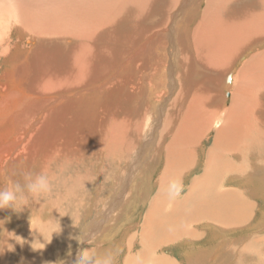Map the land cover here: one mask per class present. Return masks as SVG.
Masks as SVG:
<instances>
[{"label":"bare ground","instance_id":"1","mask_svg":"<svg viewBox=\"0 0 264 264\" xmlns=\"http://www.w3.org/2000/svg\"><path fill=\"white\" fill-rule=\"evenodd\" d=\"M187 11L190 17L185 19ZM3 26L10 29V35L15 33L20 42L29 43L30 47L16 43V46L11 45L12 48L6 45L0 50L5 63L0 70V142L13 139L16 133L24 136L30 129H26L28 120L39 115L36 113L38 105L54 102L45 107L43 119L30 129L34 131L25 135L26 139L17 149L16 155L23 160L19 163L16 157L10 158L7 185H0L2 191L14 197L9 209L13 204L15 208L19 199L30 204L29 209L31 207L24 214L34 221V229L29 222L17 231L20 237L21 232L31 235L26 247L16 251L28 256L26 264H36L35 254L42 253L46 257L52 254L48 249L43 252L33 250V242L37 241L33 247L42 245V242L55 251L57 247L52 236H63L64 232L65 236L70 235L71 222L81 219V198L77 203L70 199L64 208L65 213L57 211L54 205L59 207L63 198L69 196L66 194L76 193V187L81 186V159L74 158L73 163L70 155L78 154L81 158V153L86 156L91 150L96 154L91 166L96 165L97 175H105L107 180L111 179V172L118 164L128 162L130 166L134 159L126 162L129 156L125 157L134 150L133 139L128 137L129 127L121 126L117 117L112 115L101 118L97 115L101 110L92 115L94 105L108 94L104 80L108 84L112 79L115 85L111 88L116 92L129 87L128 93L151 100L155 112L160 104L163 105L158 119L162 122L155 128V133L165 144L150 139L145 145L147 150L156 151V163L162 164L160 172L153 182L151 173L137 174L139 181L132 182L131 189L135 199L142 186L145 185L143 194L153 189V185L156 188L138 226V242L140 237L141 241L131 242L140 247L139 259L146 256L147 261L143 259V264H157L154 252L164 242L190 241L200 236L201 232L192 228L194 225L218 226L228 232L251 216L252 201L246 191L225 189L224 186L235 178L239 180L238 175L245 169L240 161L239 165L234 164L229 156L235 154L239 160L243 153L252 154L253 143L259 133L264 132V49H258V45L264 44V0H0V29ZM250 49L248 58L244 59ZM233 68L236 69V82L228 107L221 110L219 106L223 99L221 92L216 91L226 88L223 83L231 79V74H226ZM96 85L101 88L99 100L95 97L98 91L97 94L93 92L92 103L89 97H81L82 89L89 88L92 93ZM74 92H79L75 98L68 97ZM67 113H71L72 119L66 116ZM92 116L93 119L97 117L94 120L98 126L105 127L101 133L98 131L99 136L83 143L81 119ZM67 119L76 128H69ZM217 120L218 128L205 154L202 171L189 181L186 192L179 195L180 175L190 165L205 129ZM59 128L64 136H56L53 142V135ZM73 129L80 132L76 131L77 137L70 136L67 144L63 139L67 131L73 132ZM44 137L45 145L40 143ZM20 141L21 136L8 144H1L4 150L13 153V146H18ZM31 144L33 148L45 147L39 152L49 154V159L39 161L36 155L28 157L29 151L25 149L32 148ZM152 158L151 155L149 162H153ZM47 161L50 162L49 168L44 167ZM33 162L39 164L42 171L35 172L32 181H26L23 179V165L29 163L33 166ZM142 166L145 170L146 166ZM147 167L155 168L152 165ZM4 169L0 164V174ZM115 177L111 179L112 183ZM41 179L47 182V192L55 194V198L46 199L45 190H37L39 195L33 189L32 186L38 185ZM173 182L175 189L171 188ZM91 186L97 191L95 193L102 190L100 184ZM23 194L29 197V203ZM40 201L47 204L42 208L37 204ZM53 206L56 214L61 215L53 218L56 225L50 224L51 217L56 216L52 214ZM14 208L9 215L6 214L7 220L8 217L12 220L9 222L12 229H16ZM37 217L48 218L45 220L47 224L44 223L46 227H40ZM40 228L46 229V234H40ZM215 233L213 237H217ZM209 235L208 232L206 236ZM256 238L258 240L252 238L247 242L250 251L255 241H259V237ZM127 246L131 249L129 244ZM171 263L169 260L163 262Z\"/></svg>","mask_w":264,"mask_h":264},{"label":"rangeland","instance_id":"2","mask_svg":"<svg viewBox=\"0 0 264 264\" xmlns=\"http://www.w3.org/2000/svg\"><path fill=\"white\" fill-rule=\"evenodd\" d=\"M188 15L189 13L187 11V15H186L187 17H185V19L190 17V15L189 16ZM9 30L10 29L9 28L6 29L5 26H3L0 29V36H1L0 50L6 45H8L9 48H12V46L17 45L16 43L20 44L21 47L24 45H27V46L29 45L30 47L29 43L25 42L23 44L22 42H20L16 38L15 33H12L10 35L11 31ZM9 35L11 37L10 41L8 39ZM258 49H264V44L258 45ZM251 51L252 50L250 49V51L246 53L245 57L243 56V58L244 59L248 58L249 53ZM2 58L3 57L0 56V70L2 69V66L5 64ZM244 59H241V61H243ZM239 66L240 65L236 67L238 68ZM228 74H231V79L228 82L225 81L224 82L225 84L223 83V85H226V88L224 87L223 88L224 90L218 88L216 91V92H221V96L223 99V104L219 106L221 110L225 107H228L230 103L231 94L233 92V86L236 82L235 81L236 80V77H235L236 69L233 68L232 70L228 71L226 75L228 76ZM111 80H109L110 82H108V84L104 80V83H106L105 88L106 90H108L107 92L108 94H106L104 99L102 100L100 99V102H97L94 105L95 110L92 115L96 114L97 111L101 110L100 111L101 113L97 114V115H101V118H108V117L110 118L111 117L110 115H112L113 118L117 117V123H120L121 126L125 125L129 127L130 131H129L128 137L130 138V140L133 139L132 147H134L133 148L134 150L129 151V153H127L125 157L129 156L126 162L128 161V159L131 160L134 158L132 163L133 164L135 163V164L133 165L131 163V165L129 166V163L127 162L125 165H122V163L118 164L116 168H114L113 166L115 170L112 168L113 171L111 172L110 176H111V179H113V177L115 176L116 177L114 178L113 183H112V180L111 179L107 180V177L105 175H103L102 177H100L101 175L100 176L97 175L98 172L95 171V169H97L96 165H92L94 169H91L92 167L91 164H93L94 162L93 157L96 158V154H93L91 150L88 151V154L86 156H84L81 153V158H79L78 154L70 155L71 161L73 163H74V158H78L79 160L81 159L79 161L80 171H81V186L76 187L77 189L76 193L66 194L69 196L63 198L61 202L62 204H59V207L57 206V204H54V205H56L57 211L65 213L66 209L64 208L67 207V202H69L70 199H72V202L77 203L79 202L81 198V212L79 213L81 216V219L78 222H71L70 235L65 236V232H64L63 236L61 235L52 236L53 238H55L54 243L56 244V247H57L55 248V251L53 250L52 247L49 248L48 244L47 246L45 245L43 249H38L42 252L45 251L46 249L52 250L51 251L52 254L50 257H46V255L42 253H40L39 255L35 254L36 264H77L78 261H79V264H82L83 262H85V264H104L106 260H109L108 258H110V256L112 257V259L110 260L111 263L113 262L112 264H124L125 261L128 264H135V263L140 262L143 259L144 261L145 260L147 261L145 255L144 257H141L142 259L138 258L137 252L139 251L140 247L136 244L133 245L131 242L133 241L138 242V237L140 233V231L138 230L139 228L138 226H140V224L143 221V216L146 212L147 206L149 204V200L155 194L156 188L153 185V189H149L148 193L145 192L143 194L142 191L145 190V185L142 186L143 188L140 189L141 192L140 190L138 191L139 196L135 199H134V195H132L131 189H132V182L135 183V180H137L136 182L139 181V178L136 179L137 174L141 176L145 174V171H147L148 174L151 173V178L153 177L151 179L152 181L155 177L157 178V175L160 172V168L162 164H160V162L158 164L156 163L157 161L154 158V154H156V151L154 153V151L147 150L145 145L149 143L148 140L152 139L153 142L155 143L156 140H158L160 137L159 135L155 133L157 131V129L155 128H158L160 122H162V121H159L158 119H160L159 117L161 116V113H162V111L160 110L161 108H163L162 107L163 105L160 104V106H158L159 110L157 109V111L155 112L154 111L155 107H153L151 100L146 99L145 97L138 98L137 96L135 97V95L128 93L130 89L129 87L126 90L122 88V90L117 91V92L115 90H112L111 87H113L115 84H113ZM88 89L89 88L85 90L83 89L81 90L80 92L81 97L83 96H85L86 98L89 97L91 100L90 102L92 103L93 92L96 93V91H98V95L95 97H97L96 100H99L98 96L100 97V93H101V88H99V85H96V89H93L92 93H91V90L89 89L88 91ZM78 93L79 92H74L72 93L73 95L71 94L68 97L75 98ZM262 100H264V97H262ZM53 103L54 102H49L45 105L40 103L38 105V109L36 110L37 115L38 114L39 115L36 118H31L32 121L28 120L26 129L27 128L32 129L33 127L38 125V122L43 119L42 115L45 110V107L47 106L50 107ZM89 105L91 106V104L89 103L87 105L88 108H89ZM74 115L75 114H73V116ZM66 116H68L69 119H72L71 113H67ZM96 118L97 117H95L94 119ZM126 118H128V120ZM69 119H67L66 121L67 124L69 125V128L72 126H73L72 128H76L74 127L73 124H71L72 121L70 123ZM94 119H93V116L90 118L88 117L85 119H81V141L83 143L84 142L87 143L90 140L92 141L95 137H97L99 132L101 133V131L103 130V127H105V125H101V124H99L98 126V123L96 124V121ZM74 122H76L75 119H74ZM132 122L135 124H133ZM218 124H219V121L217 120L210 127H207L205 129L206 131L202 134L201 138L197 142L194 156H193V159L190 165L180 175V180H179L180 190L179 191L181 192L179 193V195H182L186 192L185 189L190 185L189 181L193 179L194 177H196L197 175H199V173L202 171L203 162L205 161V154L213 142V138L218 128ZM133 125H137V126H133ZM262 125L264 126V122L262 123ZM30 129L25 135H27L28 133H32L34 131ZM59 130L60 128L57 129L56 130L57 132L53 135V139H52L53 142H55L56 136L57 137L64 136L63 134L60 133L62 131L59 132ZM76 131L78 133L80 132L78 130ZM76 131L74 129H73V132L67 131L66 137H64L63 141H65L68 144L67 140L70 138V136L72 137L78 136ZM262 131L264 130L262 129ZM71 133L73 134L71 135ZM25 135L23 136V135H20L19 133L15 134L16 137L21 136L22 141L18 143V146L16 147L13 146V148H15V151L13 153H10L7 150H4L5 147H3L2 145L8 144L10 141H13V139L16 137H14L13 139L11 138L6 139L7 142L5 141L0 142V148H3L2 151L0 152V159H1L0 164L1 166L5 167V169L2 170L4 171L3 174H0V180H1L0 185L1 184L7 185V177H8L7 174L9 172V167L7 168V165L10 162V158H12L13 156L16 157L19 163L21 162V160H23V158L18 157L16 155V152H17V149H19V147L23 143V141L26 139ZM262 136H264V132H260L258 135L257 141L253 143L254 150H252L253 151L252 154L248 155L246 153H243L244 160L243 158L238 160L235 154H232L231 156H229L235 162L234 164L239 165L241 162L242 165L245 167V169L240 175H238L240 176L239 180L235 178V181L225 184L224 186L225 189L231 188V189L246 191L247 197L250 196L249 198L252 201L251 216L247 218L245 221H243L241 223V226H239L236 229L234 228L235 230L229 229L228 232L227 230L221 227H218V226H208V225L192 226L193 229L201 232L200 236L190 241H187L186 239H178V240L167 241V242L162 243L161 245H159V247L154 252L156 259H157L156 260L157 264H163V262L164 261L166 262V260L171 261L173 264H214V262H217V264H264V223H263L264 222V218H263L264 217V139H261ZM86 138L87 140H84ZM166 139L168 140L169 138H166ZM135 140H137L138 142ZM50 141H51V138H50ZM45 142H46V138L44 137L42 138L40 143L45 145ZM57 142L59 143L61 142V140H57ZM159 142L162 143V141H159ZM31 145H32V148L25 149L29 151L28 155L26 153L28 157H33L36 155L35 158L39 161L44 158L49 159V154L39 152L45 147L33 148V144ZM33 149L35 153L33 152ZM135 150L137 153L135 152ZM151 155L153 156L152 158L153 162H149L151 160L150 159ZM144 157H147L145 158V163L142 162ZM49 163L47 161L44 167L49 168ZM33 164H34L33 165L34 168L33 166H30L29 163H25V165H23L24 173H25L23 175V179L25 178L26 181L27 180L32 181L35 175V172L42 171V168H40L41 166L39 164H36L35 162H33ZM94 164H96V162ZM142 164L146 166L145 170H143ZM148 165L149 166L152 165V167H155V168H148L147 167ZM131 168H132L131 170L132 172L130 171ZM136 170H137V173H135ZM118 172L120 175L119 174L117 175ZM131 173H133V175H131ZM250 181L253 183L250 184ZM94 183L101 185L102 190L98 191V193H95L96 190H94V187L91 186V184H94ZM13 188L14 187H12L11 190ZM24 192L25 194L27 193V187H25ZM36 192L37 194L41 195L39 191L36 190ZM0 193H5V190L2 191V188H0ZM12 193H13V190H12ZM93 193H95L94 194L95 196L93 195ZM14 194H15L14 196H16V191L14 192ZM25 194L23 195L27 199V202L29 203V197L26 196ZM44 196L46 197V199H52L56 197L55 194L52 195L51 193H48L47 190L44 192ZM95 200H96V203H94ZM16 203L17 204H15V208L13 204V207L9 209V204H8L5 208L0 209V221H1L0 222V264L1 263L2 264H26V258L28 257L26 254H19V252L21 251V249L26 247L29 239L31 238V235L30 233L23 234L21 232V237H19L17 236L18 235L17 231H20V226L26 225L30 222L31 217L27 218L25 214L27 213V209L30 210L31 207L29 209L30 204L26 203L27 204L26 205L24 200L20 201L19 199L16 201ZM37 204L43 208L44 205L47 204V202L40 201V202H37ZM31 205L34 206V203H32ZM16 207H18L20 211ZM13 208L16 210L15 212H13L14 218H15L14 222L16 223V229L11 228L9 222H11L12 220L10 221V217L7 216L9 221L6 218V214L9 215L10 210H12ZM52 208H53L52 214L53 216L55 215L56 216L51 217V221H50L51 223L50 222L49 223L51 225L52 224L56 225L55 222L57 221L53 218H56V217L59 218L61 215H59V213H57L59 216L56 214V209H54L55 208L54 206ZM54 211H55V214H54ZM46 219L44 217L42 218L37 217L36 221L40 225V227H46V225H44V223L47 224L45 222ZM31 222L34 225V221H31ZM22 223H25V224H22ZM99 225H100V228H98ZM41 231H43V233H41ZM46 232H47L46 229L42 230L40 228V232H39L40 234H46ZM208 232L211 233V235L206 236ZM215 232H217L218 234L217 237L215 236L213 237V234H216ZM5 234L7 235V238ZM256 237H259V241L258 243L255 241V243L251 246V251H250L249 247L247 248V242L251 240L252 238H255L256 240H258ZM22 239L24 240L23 244L18 242V241L23 242ZM140 241H141V237H140L139 242ZM128 244H129V248L131 249L127 248ZM131 244L132 246L130 247ZM4 247H6V249H4ZM12 247H13V250L10 251L9 249H11ZM36 247L40 248V247H43V245L39 244V246L36 245ZM188 248H190L191 250H189ZM70 249L71 250L73 249V251H69ZM17 250L19 252H16ZM67 252L68 254H66ZM147 252L149 253V255H152L151 254L152 252L150 250H148ZM64 253L66 254L65 257L63 256ZM84 253L90 254L91 259H85V260L82 259V256Z\"/></svg>","mask_w":264,"mask_h":264},{"label":"clouds","instance_id":"3","mask_svg":"<svg viewBox=\"0 0 264 264\" xmlns=\"http://www.w3.org/2000/svg\"><path fill=\"white\" fill-rule=\"evenodd\" d=\"M33 187V189L34 190H47L48 189V185H47V182L44 180V179H41L40 181H39V184L38 185H33L32 186ZM171 188L172 189H175L176 188V185H175V182H173V184L171 185ZM14 199V197H13V195L11 194V193H7V192H5V193H0V209H2V208H4V207H6L8 204H9V202L10 201H12ZM30 225H31V229H34L33 227H32V223H31V221H30ZM37 230H39L38 228H37ZM55 232V231H54ZM15 235V234H14ZM16 236V235H15ZM20 237V236H19ZM23 240V239H22ZM19 243H21V244H23L24 243V240H23V242H20V241H18ZM37 241H35V242H33L32 243V248H33V250H37V249H43L44 247H45V243H42V242H40L42 245H43V247H40V248H36V247H33V245L36 243ZM50 242V241H49ZM9 250H13V247L11 248V249H9ZM82 259H91V256H90V254H88V253H84L83 254V256H82ZM77 264H79V261L77 262ZM104 264H111V261L110 260H106L105 262H104ZM140 264H143V261L141 260L140 261Z\"/></svg>","mask_w":264,"mask_h":264},{"label":"crops","instance_id":"4","mask_svg":"<svg viewBox=\"0 0 264 264\" xmlns=\"http://www.w3.org/2000/svg\"><path fill=\"white\" fill-rule=\"evenodd\" d=\"M171 264H173V263H171ZM214 264H217V262H214Z\"/></svg>","mask_w":264,"mask_h":264}]
</instances>
